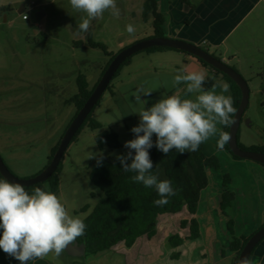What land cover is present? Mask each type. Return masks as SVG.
<instances>
[{"label":"rangeland","instance_id":"374dc122","mask_svg":"<svg viewBox=\"0 0 264 264\" xmlns=\"http://www.w3.org/2000/svg\"><path fill=\"white\" fill-rule=\"evenodd\" d=\"M202 1L179 0L180 3L185 2L187 10H196ZM145 4L146 0H117L124 17L114 15L109 9L101 18L92 20L87 33L77 34V25L85 14L74 10L69 0H0V44L6 47L7 58L9 52H13L14 70L23 64L22 77L28 83L27 100L22 102V107L0 111V157L15 177L32 180L46 169L52 151L61 145L77 114L75 107L67 103L77 95L78 79L85 78L90 90H93L111 56L154 37L153 18L144 16ZM23 7L26 11L19 15ZM40 14L42 18L38 21ZM24 17L28 21H24ZM260 19H263L262 25L256 24ZM254 21V24L249 21L237 34H242L238 38L241 41L238 62L226 63L238 71L251 93L250 105L239 131V143L247 150L256 148L253 147L256 145L261 147L264 143V95L261 93L264 92L263 10L258 11ZM127 24L134 26L133 34L125 30ZM162 29L165 37L170 34V26ZM89 34L96 46L107 50L109 57L103 51L88 47ZM81 44L83 46L79 47ZM203 49L220 59L210 47ZM155 54L140 53L122 68L93 115L102 129L97 132L84 129L64 157L60 176L61 199L70 215L76 216L84 206L94 208L104 199L103 194L89 183L87 171L91 164L101 159V153L102 160L127 153L124 144L135 138L131 128L139 123V111L172 94L184 98L182 87L169 79L170 72L156 63ZM141 88L151 93L137 101L135 97ZM0 97L8 100L6 95L0 94ZM190 97H195V93H191ZM10 106L14 103L10 102ZM104 132L117 134L124 150L118 153L100 152L94 139ZM76 217L84 220L87 215L78 213ZM225 217L226 213L217 212L215 218L213 211L207 209H203L200 216L199 206L195 219L203 228V236L195 242L187 241L190 231L184 224L192 218L186 210L179 215L161 217L155 238H142L131 250L119 246L106 254L91 255L89 262L216 264L230 255L231 258L224 263L234 264L235 257L230 251L232 239L227 232L228 220ZM218 220L221 224L213 229L212 224L216 226ZM174 237L184 242L177 251L169 246L170 239ZM175 255L179 258H174Z\"/></svg>","mask_w":264,"mask_h":264},{"label":"clouds","instance_id":"9594fccd","mask_svg":"<svg viewBox=\"0 0 264 264\" xmlns=\"http://www.w3.org/2000/svg\"><path fill=\"white\" fill-rule=\"evenodd\" d=\"M69 3L74 10L85 14L77 25V34L87 33L92 20L101 18L105 11L111 9L114 15L119 12L117 0H69ZM125 30L129 34L135 32L132 24H127ZM206 79L204 70H182L176 74L174 84L183 83L184 94L195 93V97L172 94L143 108L138 113V125L131 128L135 138L124 144L127 153L116 156L121 169L136 173L131 177L133 182L156 190L159 199L154 203L158 206L168 203L176 190L170 180H160L152 173L154 165L149 150L153 146L167 156L172 150L180 154L197 151L202 143L217 134L218 150H223L230 140L218 127L231 123V114L235 111L231 95L225 94L229 92V85L219 82L205 90ZM138 92L137 101L151 93L142 88ZM100 156L97 166L102 163V153ZM86 228L83 219L70 215L55 193L37 187L30 194L22 184L0 179V250L19 264L44 259L49 253L60 257L85 234ZM241 264L251 262L244 258Z\"/></svg>","mask_w":264,"mask_h":264},{"label":"trees","instance_id":"16d2710c","mask_svg":"<svg viewBox=\"0 0 264 264\" xmlns=\"http://www.w3.org/2000/svg\"><path fill=\"white\" fill-rule=\"evenodd\" d=\"M160 1L161 0H146L144 6L145 18H153L155 35L152 39H164L165 37L162 29L165 25V17L160 13ZM82 46V44L79 45V47ZM88 47L103 51L109 57L104 47L96 46L92 42L90 34L88 37ZM166 51L177 52L168 49H151L143 53L154 54ZM184 55L190 57L187 54ZM117 56L118 55L111 56L109 65L104 69L101 79L93 90H90L85 78L80 77L78 79L77 95L71 102L67 103V105H73L75 107L77 113L75 118L91 98L103 76ZM131 59L121 67L114 80L118 78L122 68L130 64ZM197 61L201 66L210 71L214 77L205 82L203 86L205 90H209L213 85H216V79L224 80L232 90L235 111L231 114V123H229V128L226 132L229 135L230 127L241 105V91L229 78L215 71L202 61ZM112 83L107 92L111 90ZM101 101L98 106L101 104ZM96 108L78 132L70 147L78 140L84 129H88L91 132H97L102 129L101 125L93 119ZM155 139L156 137L153 135L154 142ZM94 141L100 152L118 153L124 150V147L119 141V136L112 132L101 133L95 137ZM59 147L60 144L52 151L46 169L53 162ZM239 148L244 152L264 155V146L247 150L239 144ZM226 150L230 153L227 143ZM149 152L154 165L152 173L156 174L160 180H170L173 188L176 190V194L168 198V203L158 206L154 203L155 200L159 199L156 190L154 188H146L141 183L133 182L131 177L136 173L125 172L121 169V165L116 157L105 158L102 160L100 166H97V162L91 164L87 171L89 183L94 189L103 194L104 199L99 201L94 208L85 206L80 212V214L87 215L86 219L83 220L87 228L85 234L77 238L76 244L85 248L86 255L111 252L119 246H124L126 249L131 250L140 239L148 238L151 240L156 237L158 220L161 217L179 215L185 210L192 218L189 223L184 224L185 227H189L190 231V236L187 241L195 242L200 239V225L195 217L198 214L202 193L207 190L209 186L207 173L209 170H219L218 160L214 158L208 159L206 157L203 143L199 146L197 151H186L183 154L178 153L176 150H172L165 156V154L157 150L155 146H153ZM234 159L236 161H241L236 157H234ZM61 174L62 163L57 173L47 183L26 189V191L31 194L35 188L39 187L42 190L57 194L60 191ZM0 179H2L1 176ZM224 185L225 194L222 197L221 204V211L223 214H225L234 203V198L227 192L229 180L226 181ZM228 230L230 235L234 238L233 226L229 225ZM252 237L233 239V243L230 245V251L235 254L234 264H238L240 255ZM183 244V240L178 237L171 238L169 241V246L173 251L180 249ZM174 258L178 259L179 255H175Z\"/></svg>","mask_w":264,"mask_h":264},{"label":"crops","instance_id":"0c3cea01","mask_svg":"<svg viewBox=\"0 0 264 264\" xmlns=\"http://www.w3.org/2000/svg\"><path fill=\"white\" fill-rule=\"evenodd\" d=\"M183 3H180L179 0L160 1V13L165 17L164 26H170V34L164 38L182 41L197 46L202 50H204L203 47H210L211 51L220 57V59L214 58L224 64L230 61L233 64L238 62L240 54L238 48L241 44L238 38L242 34L239 36L237 34L249 21H251V24L255 23L254 16L258 14V11L263 10L264 13V0H203L196 10H187ZM39 17L42 18V14ZM262 23L263 19L256 21L258 25H262ZM155 55H157L155 56L156 63L161 64V67L166 72H170L169 79L173 81L174 76L182 70H204L207 74L206 82L210 78H214L213 74L201 66L197 60L184 54L166 51ZM12 57L13 52H9V57L7 58L6 47L0 44V61L2 62L0 64V94L6 95L8 98V100H2L3 97H0V111L4 109H9L10 111L19 109L22 107V102L27 100L28 83L22 77L23 64H20L14 70ZM226 66L230 67L227 64ZM230 68L234 69V67ZM236 72L238 73V71ZM216 81V84L225 82L222 79H216ZM179 86L182 87L184 98H194L190 97L191 93L184 94L183 86L185 85L183 83L179 84ZM261 93L264 95V92ZM225 94L231 95L233 99L230 86L229 92ZM10 102L14 103V106H10ZM232 106L234 107V99ZM218 127L221 131L227 132L229 124L219 125ZM218 136L219 134L203 143L206 157L208 159H217L220 168L218 171L209 170L207 173L209 186L201 196L200 216L203 209L213 211L215 218L217 217V212L223 215L221 204L222 197L225 194L224 184L229 180L227 192L234 198V203L225 212V218L228 220L227 232L229 233V225H232L235 239L250 238L264 229V168L247 161H236L227 152L226 144L223 150H218L216 147ZM257 146L260 145L253 147ZM263 146L264 143H262L261 147ZM56 195L61 199V186L60 191ZM78 213L75 215L77 216ZM219 224H221V220H218L216 226L212 224L213 229L215 227L218 228ZM202 229L200 224V240L203 236ZM214 231L213 233L216 234L217 231ZM229 236L232 239L231 245L234 238L230 233ZM213 253L215 254V252ZM232 254L235 257V254ZM219 256H222V253H219ZM91 257V255H86V253L83 255L80 252V246L78 247L75 241L66 248L60 257L50 253L44 259L30 262V264H92L90 263ZM230 258L231 256L228 255L227 258H222L216 264H225L224 261ZM250 262L251 264H264V242L256 248ZM0 264H19V261L0 250Z\"/></svg>","mask_w":264,"mask_h":264},{"label":"water","instance_id":"95a60500","mask_svg":"<svg viewBox=\"0 0 264 264\" xmlns=\"http://www.w3.org/2000/svg\"><path fill=\"white\" fill-rule=\"evenodd\" d=\"M117 7L119 9L118 14L124 17V12L122 11V7L121 6H117ZM25 11L26 10L23 7L19 15H23ZM39 19L40 17L38 15V21ZM151 49H168V50H175L177 52L187 54L194 59L202 61L209 67L213 68L215 71L229 78L237 85V87L240 89L242 94V101L239 110L237 111L235 118L232 122V125L230 127V131H229L230 140L227 142V145L233 157H236L241 161H247L259 165L261 167H264V155L244 152L239 148V144H238V136H239L241 124L244 115L246 114V111L249 108L250 99H251V93L247 82L235 70L226 66V64H224L223 62L215 59L201 48L182 41H174L164 38V39H151L143 43H140L128 50L123 51L115 58V60L112 62L107 72L103 76L102 80L100 81L95 92L93 93L91 98L88 100L82 111L78 114V116L75 118L70 128L66 132L61 142V145L54 157L53 162L41 175H39L38 177L32 180H27V181L20 180L10 172V170L7 168L4 161L0 157L1 178L7 179L10 182L20 183L25 187V189H30L47 183L57 173L61 163L64 160L67 151L69 150L71 143L73 142V140L75 139L78 132L81 130V128L83 127L84 123L87 121L91 113L98 106L103 96L106 94L108 88L110 87L112 81L114 80L115 76L117 75L121 67L132 57ZM263 241H264V229L257 232L250 239L246 248L240 255L238 264H241V261L244 258H248L250 260L253 252ZM80 252L83 255H85V248L81 246Z\"/></svg>","mask_w":264,"mask_h":264},{"label":"built area","instance_id":"2783aa9c","mask_svg":"<svg viewBox=\"0 0 264 264\" xmlns=\"http://www.w3.org/2000/svg\"><path fill=\"white\" fill-rule=\"evenodd\" d=\"M23 20H24V21H28V18H27V17H24Z\"/></svg>","mask_w":264,"mask_h":264}]
</instances>
